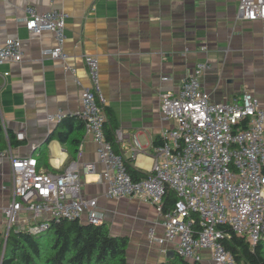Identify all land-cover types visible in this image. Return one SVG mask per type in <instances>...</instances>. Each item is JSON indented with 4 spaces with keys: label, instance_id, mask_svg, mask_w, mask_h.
Segmentation results:
<instances>
[{
    "label": "crops",
    "instance_id": "crops-1",
    "mask_svg": "<svg viewBox=\"0 0 264 264\" xmlns=\"http://www.w3.org/2000/svg\"><path fill=\"white\" fill-rule=\"evenodd\" d=\"M238 1L0 0V44L18 38L23 51L20 62L0 63V122L7 153L0 160V240L6 236L2 207L12 191L9 156L34 155L38 167L51 172L62 171L71 160L66 145L49 136L57 122L47 121L46 115H76L80 110L82 88L89 85L83 54L98 58L105 107L113 115L114 130L122 134L116 139L118 151L141 173L151 167L149 152L161 129L174 126L159 112V93L176 92L197 62L209 65L200 81L211 101L229 102L245 90L264 96V20L238 19ZM27 5L66 13L63 60L42 55L53 45V35L26 29ZM18 131L23 132L21 139ZM9 132L18 141L12 147ZM78 151L73 159L79 166L96 165L95 172L82 174L81 195L96 198L101 222L112 235L128 238V264H157L169 257L174 243L159 244L148 237L149 228L156 237L163 233L154 205L138 196H106L96 145L85 131ZM85 216L80 221L87 222ZM27 219L29 213H20L13 227L25 229ZM200 263L213 264L207 252Z\"/></svg>",
    "mask_w": 264,
    "mask_h": 264
},
{
    "label": "built area",
    "instance_id": "built-area-1",
    "mask_svg": "<svg viewBox=\"0 0 264 264\" xmlns=\"http://www.w3.org/2000/svg\"><path fill=\"white\" fill-rule=\"evenodd\" d=\"M236 16L264 20V0H239ZM65 17L59 9L40 12L26 6V29L53 35V45L42 55L65 58ZM22 55L20 39L9 38L0 44V63L20 62ZM83 63L89 85L82 88L81 108L76 115L96 145L106 196H138L153 204L163 233L156 237L154 228H149L148 237L159 244L174 243L175 252L182 258L201 261L207 252L213 264H236L221 242L226 235L222 226H229L251 245L264 235V96L259 98L245 90L229 102L211 101L200 81L209 65L197 62L176 92L159 93V112L163 118L172 119L174 126L161 129L159 143L149 152V171L135 180L123 156L105 137L106 99L101 91L98 58L85 53ZM67 69L74 72L73 67ZM63 116L50 113L46 119L58 122ZM16 137L21 139L23 132L18 131ZM114 138H122L120 130L114 131ZM6 154L0 150V160ZM9 160L12 191L2 207L6 236L22 212L30 214V219L23 221L25 230L32 234L44 232L62 219L80 220L84 214L87 222H101L96 198L81 195V176L95 172V163L79 166L75 158L62 171L51 172L41 170L34 155H10ZM168 191L174 193L175 200L166 207L163 197Z\"/></svg>",
    "mask_w": 264,
    "mask_h": 264
},
{
    "label": "trees",
    "instance_id": "trees-1",
    "mask_svg": "<svg viewBox=\"0 0 264 264\" xmlns=\"http://www.w3.org/2000/svg\"><path fill=\"white\" fill-rule=\"evenodd\" d=\"M103 111L105 137L112 143L115 152L120 154L114 138L116 127L113 115L105 105ZM56 124V128L50 131L49 136H56L66 145L72 160L76 156L85 130L84 121L78 115H65ZM2 131L0 122V150L4 149ZM8 141L10 147L18 144L12 132L8 133ZM157 143L158 139L154 144ZM37 160L39 161V157ZM125 164L133 179H140L146 175L130 167L126 161ZM174 200L172 191L165 193L163 202L166 207L171 206ZM222 228L226 235L221 242L233 255L236 264H264V235L251 245L246 238L236 235L229 226L224 225ZM4 242L5 249L1 258ZM127 247L128 238L112 235L105 222L90 223L78 219H62L53 222L48 230L37 234L12 227L6 238L0 240V264H128ZM157 264L201 263L186 260L174 251Z\"/></svg>",
    "mask_w": 264,
    "mask_h": 264
},
{
    "label": "water",
    "instance_id": "water-1",
    "mask_svg": "<svg viewBox=\"0 0 264 264\" xmlns=\"http://www.w3.org/2000/svg\"><path fill=\"white\" fill-rule=\"evenodd\" d=\"M6 242V241H5ZM5 242H4V244H3V250H2V254H3V252H4V249H5ZM1 258H2V256H1Z\"/></svg>",
    "mask_w": 264,
    "mask_h": 264
},
{
    "label": "rangeland",
    "instance_id": "rangeland-1",
    "mask_svg": "<svg viewBox=\"0 0 264 264\" xmlns=\"http://www.w3.org/2000/svg\"><path fill=\"white\" fill-rule=\"evenodd\" d=\"M14 226H16V225H14Z\"/></svg>",
    "mask_w": 264,
    "mask_h": 264
}]
</instances>
